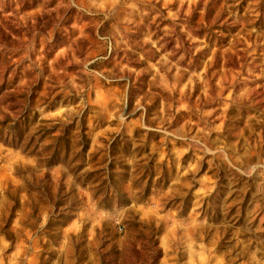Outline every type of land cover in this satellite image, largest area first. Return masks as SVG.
<instances>
[{
    "label": "rangeland",
    "instance_id": "1",
    "mask_svg": "<svg viewBox=\"0 0 264 264\" xmlns=\"http://www.w3.org/2000/svg\"><path fill=\"white\" fill-rule=\"evenodd\" d=\"M156 241L264 264V0H0V264Z\"/></svg>",
    "mask_w": 264,
    "mask_h": 264
},
{
    "label": "trees",
    "instance_id": "2",
    "mask_svg": "<svg viewBox=\"0 0 264 264\" xmlns=\"http://www.w3.org/2000/svg\"><path fill=\"white\" fill-rule=\"evenodd\" d=\"M66 139H68V131H65L64 136L59 137L57 142L60 143ZM59 145L60 144L57 145V148L55 151L56 155H59L57 153ZM85 152H86V148L84 147L81 154ZM55 162H58V161H55V160L50 161L49 162L50 166L54 165ZM151 234L153 235L152 238H155L154 231L150 230V235ZM140 235L142 237H145L146 234L143 232H140ZM154 243L155 245L151 248H141L137 245H131L130 247H124L121 249H117L115 253L117 256V260L114 262V264H159V261L162 258V251L159 248V244L157 243V241Z\"/></svg>",
    "mask_w": 264,
    "mask_h": 264
}]
</instances>
